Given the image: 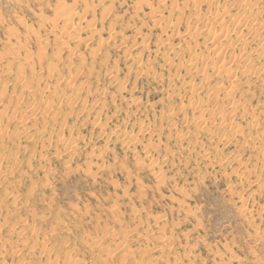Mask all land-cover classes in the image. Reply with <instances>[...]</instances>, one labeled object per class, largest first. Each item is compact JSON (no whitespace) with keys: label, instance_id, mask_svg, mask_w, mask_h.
Masks as SVG:
<instances>
[{"label":"rangeland","instance_id":"obj_1","mask_svg":"<svg viewBox=\"0 0 264 264\" xmlns=\"http://www.w3.org/2000/svg\"><path fill=\"white\" fill-rule=\"evenodd\" d=\"M0 264H264V0H0Z\"/></svg>","mask_w":264,"mask_h":264},{"label":"bare ground","instance_id":"obj_2","mask_svg":"<svg viewBox=\"0 0 264 264\" xmlns=\"http://www.w3.org/2000/svg\"><path fill=\"white\" fill-rule=\"evenodd\" d=\"M67 24V23H66ZM68 24H70V22L68 23ZM64 26V25H63ZM68 26V25H67ZM123 41V40H122ZM250 70V69H249ZM229 71V70H228ZM228 71H227V73H228ZM230 73V72H229ZM228 73V74H229ZM206 77V76H205ZM205 79V78H204ZM207 79V78H206ZM204 81V80H203ZM79 90V89H78ZM72 91V90H71ZM76 91H77V89H76ZM65 93V92H64ZM192 94H193V92L192 93H190V96H192ZM60 95H62V94H60ZM75 95V94H74ZM229 95V94H228ZM68 96V95H67ZM78 96V95H77ZM63 97V96H62ZM189 97V96H188ZM68 102V101H67ZM83 102V101H82ZM84 108V107H83ZM43 111V110H42ZM100 111V110H99ZM49 112V111H48ZM43 113V112H42ZM45 113V112H44ZM199 119V118H198ZM195 122V121H194ZM197 122V121H196ZM197 124V123H196ZM115 129V128H114ZM121 131V130H120ZM117 132V131H116ZM111 133V132H110ZM113 133V132H112ZM118 133V132H117ZM119 134V133H118ZM235 134V133H234ZM111 135V134H110ZM227 136V135H226ZM134 142V141H133ZM128 144H129V142H128Z\"/></svg>","mask_w":264,"mask_h":264}]
</instances>
